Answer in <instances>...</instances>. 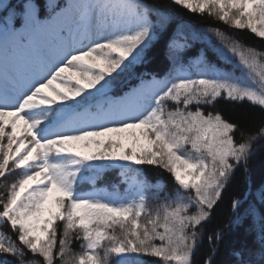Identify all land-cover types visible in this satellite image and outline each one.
Masks as SVG:
<instances>
[{
	"label": "snow or ice",
	"instance_id": "1",
	"mask_svg": "<svg viewBox=\"0 0 264 264\" xmlns=\"http://www.w3.org/2000/svg\"><path fill=\"white\" fill-rule=\"evenodd\" d=\"M172 3L264 39V0ZM175 15L155 0H0V226L15 233L0 231V255L16 264H141V256L195 264L203 227L264 140V118L245 136L205 107L225 99L264 110V51L209 27L201 34L216 38L211 47L231 69L210 63L203 49L186 60L198 37ZM150 49L163 50L167 77L111 94ZM144 166L168 172L174 187L150 184ZM109 169L118 181L97 187ZM153 189L160 202L150 206ZM258 199L260 208L242 212L234 198L233 217L215 233L222 243L225 228L250 221L259 249L241 244L235 264H264V187ZM216 251L204 264H215Z\"/></svg>",
	"mask_w": 264,
	"mask_h": 264
},
{
	"label": "trees",
	"instance_id": "2",
	"mask_svg": "<svg viewBox=\"0 0 264 264\" xmlns=\"http://www.w3.org/2000/svg\"><path fill=\"white\" fill-rule=\"evenodd\" d=\"M12 3H17L18 0H11ZM161 8L170 10L175 15V21L182 23L190 31L196 32L197 39L191 41V47L185 53L186 60L190 57L197 56L199 51L203 49L210 63L216 64L220 68L231 69V65L222 62L215 54L211 47V42H217L216 38L211 37V42L208 36L201 33L209 27H218L221 31L240 40V42L248 47L255 48L259 51H264V39L258 38L255 34L248 30H235L222 24L220 21L204 14L203 16L191 13L183 8L177 7L172 3V0H155ZM151 55L145 63L137 65L131 72L125 73L120 77L118 84H115V93L122 94L127 89L135 86L141 78H149L153 75L167 76L171 71V65L165 59L162 49L149 50ZM205 111H218L225 118L237 122L240 125L241 132L247 136L254 133L260 126L262 118H264V110L259 106L252 105L248 102L235 103L225 99H220L213 107H205ZM240 138V133L237 134ZM144 175L152 184H160L165 190H171L174 187L172 176L165 170L155 166H144ZM21 170H16L8 177V182L21 175ZM116 173L112 170L104 173V179L98 181V184L110 185L112 182H117ZM89 186V185H86ZM264 187V140H260L255 144L252 155L247 162V171L243 167L237 170L232 177L230 183L225 188L224 194L218 202L215 211L213 212L210 222L202 229V240L198 245L194 255L195 264H204L206 258L213 255V248L217 251L213 256L215 264H235L236 257L233 255L234 249L241 244L247 243L253 250H258L259 245L255 244L250 235L251 229L248 228L246 222L240 228H225L224 238L222 243L215 241V233L219 228H223L228 224V221L233 217L231 202L234 198H241L244 201L241 211L247 209L249 205L260 208L259 191ZM4 181L0 180V192H4ZM149 198H154L155 189L149 191ZM155 199V198H154ZM150 202V200H149ZM160 201H151L150 204H158ZM247 229V233L245 231ZM0 231H3L9 236L14 237L7 224L0 226ZM213 236V241L210 243L208 237ZM75 245L80 244L76 241ZM31 258V254H29ZM150 258V257H148ZM0 260H6L9 264H16V259L9 255H0Z\"/></svg>",
	"mask_w": 264,
	"mask_h": 264
},
{
	"label": "rangeland",
	"instance_id": "3",
	"mask_svg": "<svg viewBox=\"0 0 264 264\" xmlns=\"http://www.w3.org/2000/svg\"><path fill=\"white\" fill-rule=\"evenodd\" d=\"M62 1H63V3H64V0H62ZM3 2H7V0H3ZM156 78H157V77H156ZM157 79H164V78H157ZM115 86H116V85H113V88H112L111 92L114 91ZM129 91H130V90H129ZM127 92H128V91H127ZM168 107H169V108H172L173 105L169 104ZM109 170L114 171V172L116 173V175H117L116 177H117V179H118V170H117V169H109ZM109 170H107V171H109ZM100 187H105V186H100ZM106 187H108V186H106ZM124 187H125V185H120V191H121V192H123ZM90 190H91V189H89L88 191H90ZM109 190H111V188H109ZM151 201H156V199L152 198V199H150V202H151ZM150 202H149V203H150ZM154 204H155V203L150 204V206H155ZM75 243H77V242H76L75 240H73V243H72L73 251L76 252V253H79L80 251H82V249H81V247H80V244L75 245ZM139 260L141 261V264H159L158 258H155V257H150V258H148L147 256H141V257H139ZM114 261H115V258H112V259L110 260L109 264H114Z\"/></svg>",
	"mask_w": 264,
	"mask_h": 264
}]
</instances>
